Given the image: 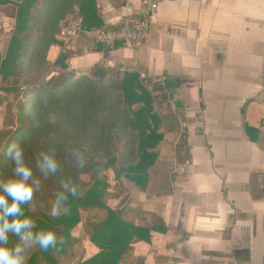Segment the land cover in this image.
<instances>
[{
	"label": "crops",
	"instance_id": "obj_1",
	"mask_svg": "<svg viewBox=\"0 0 264 264\" xmlns=\"http://www.w3.org/2000/svg\"><path fill=\"white\" fill-rule=\"evenodd\" d=\"M95 2L101 29L140 12L139 0ZM10 16L0 9V56ZM60 55L66 69L51 68L58 74L136 73L167 119L145 189L106 174L108 207L155 229L150 244L132 241L121 264H264V0H160L142 45L105 48L79 39L52 47L51 65ZM166 81L175 82L170 91L160 89ZM17 99L0 84V133L14 120ZM105 216L82 211L74 261L57 254V264L97 255L90 227Z\"/></svg>",
	"mask_w": 264,
	"mask_h": 264
},
{
	"label": "trees",
	"instance_id": "obj_2",
	"mask_svg": "<svg viewBox=\"0 0 264 264\" xmlns=\"http://www.w3.org/2000/svg\"><path fill=\"white\" fill-rule=\"evenodd\" d=\"M5 8L11 10L14 25L0 56V84L15 91L18 99L14 120L0 133V149L16 141L25 147L31 163L40 152L51 151L61 164L54 177L36 172L41 187L34 196V211L26 213L37 229L53 230L58 244L54 249L31 251L27 264H57V254L73 263L77 244L73 231L80 213L96 209L104 210L106 216L90 227L89 240L100 252L75 264L129 262L124 255L132 241L150 244L155 229L125 222L120 212L108 207L106 174L113 171L116 179L145 189L157 168L167 119L156 113L154 99L136 73L118 77L102 69L79 75L51 71L52 67L66 69V55L51 65L48 54L52 47L61 46L57 36L69 18L79 13L84 27H101L95 0H0V9ZM100 73L104 76L98 82ZM174 83L166 81L160 89L170 91ZM25 89L29 94L22 101L19 97ZM72 148L84 153L85 167L77 166ZM9 174L7 158L0 153V178ZM61 179H71L79 194L69 195L67 212L52 217L49 209Z\"/></svg>",
	"mask_w": 264,
	"mask_h": 264
},
{
	"label": "clouds",
	"instance_id": "obj_3",
	"mask_svg": "<svg viewBox=\"0 0 264 264\" xmlns=\"http://www.w3.org/2000/svg\"><path fill=\"white\" fill-rule=\"evenodd\" d=\"M0 153L7 158L10 168V174L0 178V264H27L31 251L54 249L58 244L53 230L37 229L33 218L26 213L34 211V196L41 187L36 172L45 178L54 177L60 172L61 164L51 151L40 152L34 164L31 163L25 147L16 141L7 143ZM70 153L79 168L86 166L80 149L72 148ZM78 194L77 184L71 179H61L49 214L57 217L67 212L69 195Z\"/></svg>",
	"mask_w": 264,
	"mask_h": 264
},
{
	"label": "built area",
	"instance_id": "obj_4",
	"mask_svg": "<svg viewBox=\"0 0 264 264\" xmlns=\"http://www.w3.org/2000/svg\"><path fill=\"white\" fill-rule=\"evenodd\" d=\"M139 5L138 14L123 17L114 28H86L81 18L70 20L63 25L57 39L63 48L79 39L105 48H112L117 43L127 47L140 46L149 35L160 0H139Z\"/></svg>",
	"mask_w": 264,
	"mask_h": 264
},
{
	"label": "water",
	"instance_id": "obj_5",
	"mask_svg": "<svg viewBox=\"0 0 264 264\" xmlns=\"http://www.w3.org/2000/svg\"><path fill=\"white\" fill-rule=\"evenodd\" d=\"M103 76H104V74H103V73H100L99 76H98V78H97V81H98V82H101ZM28 93H29V92H28L27 89H25V90L23 91V93H22V99H23V100L27 99V97H28Z\"/></svg>",
	"mask_w": 264,
	"mask_h": 264
},
{
	"label": "rangeland",
	"instance_id": "obj_6",
	"mask_svg": "<svg viewBox=\"0 0 264 264\" xmlns=\"http://www.w3.org/2000/svg\"><path fill=\"white\" fill-rule=\"evenodd\" d=\"M29 92V91H28ZM29 94V93H28ZM22 101H24L23 99H22V97L20 98ZM15 105V104H14ZM110 178H113V175H111L110 174Z\"/></svg>",
	"mask_w": 264,
	"mask_h": 264
}]
</instances>
